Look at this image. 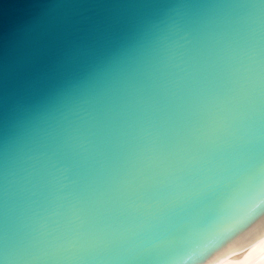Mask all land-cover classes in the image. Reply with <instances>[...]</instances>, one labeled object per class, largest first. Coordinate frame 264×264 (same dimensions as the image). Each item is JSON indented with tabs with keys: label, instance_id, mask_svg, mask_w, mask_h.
<instances>
[{
	"label": "water",
	"instance_id": "1",
	"mask_svg": "<svg viewBox=\"0 0 264 264\" xmlns=\"http://www.w3.org/2000/svg\"><path fill=\"white\" fill-rule=\"evenodd\" d=\"M0 264H264V0H0Z\"/></svg>",
	"mask_w": 264,
	"mask_h": 264
},
{
	"label": "snow or ice",
	"instance_id": "2",
	"mask_svg": "<svg viewBox=\"0 0 264 264\" xmlns=\"http://www.w3.org/2000/svg\"><path fill=\"white\" fill-rule=\"evenodd\" d=\"M226 113V108L223 106H218L217 112H214L209 117V122L206 126V131L202 133V136L205 140H208L210 137H214L217 134L223 132L226 130L227 124H226V115L223 114ZM129 189H132V181L126 182ZM135 191V189H132ZM137 208L143 207L146 209H150L153 207L151 204L147 205H136ZM159 207V205H157Z\"/></svg>",
	"mask_w": 264,
	"mask_h": 264
}]
</instances>
